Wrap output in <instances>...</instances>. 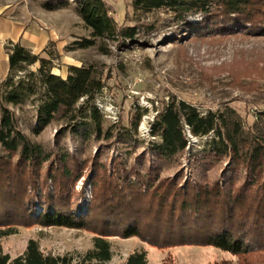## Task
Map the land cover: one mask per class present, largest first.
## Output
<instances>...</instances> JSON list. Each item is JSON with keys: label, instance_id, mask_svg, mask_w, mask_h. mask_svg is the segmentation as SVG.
I'll return each mask as SVG.
<instances>
[{"label": "trees", "instance_id": "obj_1", "mask_svg": "<svg viewBox=\"0 0 264 264\" xmlns=\"http://www.w3.org/2000/svg\"><path fill=\"white\" fill-rule=\"evenodd\" d=\"M74 2L90 30V38L73 43L76 49L93 47L98 39L146 47V35L158 26L155 20L142 21L158 12L174 24L176 40L264 35V0H130L132 15L125 20L133 25L123 26L112 18L103 0ZM67 4L64 0L44 7L54 10ZM46 48L42 52L47 57H42L19 42L4 45L8 74L0 79V239L14 234L18 226L38 225L90 231L92 246L83 253L55 255L43 252L30 239L14 258L0 247V264H108L112 259L109 237L115 236L139 238L160 250L195 245L215 247L235 257L264 252V124L257 132L246 130L228 106L202 114L182 100L166 103L151 124L150 134L159 142L151 144L146 163L127 166L121 157L108 165L99 158L90 160L91 199L85 211L77 209L83 193H75L74 185L88 162L68 153L52 159L50 152L23 134L13 109L32 98L37 132L53 121L68 126L86 117L100 138L103 116L93 102L104 83L93 65H69L65 77L52 73L57 53ZM34 65L35 71H27ZM260 119L264 123V116ZM184 126L195 139L211 137L191 159L195 178L181 182L177 175L162 177L158 163L187 151L190 138ZM222 160L227 164L222 177L204 181L210 167ZM147 263V251L138 249L118 264Z\"/></svg>", "mask_w": 264, "mask_h": 264}, {"label": "rangeland", "instance_id": "obj_2", "mask_svg": "<svg viewBox=\"0 0 264 264\" xmlns=\"http://www.w3.org/2000/svg\"><path fill=\"white\" fill-rule=\"evenodd\" d=\"M58 1L64 0H0V18L22 22L53 37L54 41L46 44L48 52L57 53L52 73L65 77L69 65L84 64L95 66L101 75L104 86L93 102L103 116L104 133L100 138L86 117H79L68 126L53 121L37 132L36 102L32 98L13 109L23 134L50 152L52 159L58 153H68L88 162L74 185L75 193H83L77 209L85 211L91 199L90 160L99 158L108 165L121 157L127 166H143L150 156L151 144L159 142L150 134L154 117L172 99L185 101L202 114L223 111L228 106L240 116L246 130L257 132L263 127L260 117L264 116V35L236 33L176 40L174 24L165 13L158 12L142 21L155 20L158 26L146 35V47H123L116 41L98 39L93 47L76 49L73 43L90 38V30L77 14L74 0H67V6L54 10L44 7ZM103 1L120 26L133 25L125 20L132 15L130 0ZM40 55L47 57L46 52ZM36 67L26 69L35 71ZM7 74H0V79ZM141 124H145L146 132ZM108 134L112 136L106 138ZM186 134L189 136L187 130ZM210 137L189 136L192 141L182 156L158 163L161 176L177 175L181 182L192 179L191 159L203 150ZM210 170L204 181L222 177L227 164L219 161ZM15 231L0 239L3 253L10 258L21 255L30 239L37 241L43 252L55 255L83 253L92 246L93 233L87 230L31 225L18 226ZM109 241L112 259L108 264L121 263L138 249L147 251V264H212L222 259L230 260L229 264H264L263 251L235 257L211 246L160 250L135 237L115 236Z\"/></svg>", "mask_w": 264, "mask_h": 264}, {"label": "crops", "instance_id": "obj_3", "mask_svg": "<svg viewBox=\"0 0 264 264\" xmlns=\"http://www.w3.org/2000/svg\"><path fill=\"white\" fill-rule=\"evenodd\" d=\"M8 41L19 42L32 53L39 54L48 41H54V39L51 35L37 31L22 22L0 18V64L3 66L0 69L1 76L6 75L8 71V55L4 49V45Z\"/></svg>", "mask_w": 264, "mask_h": 264}, {"label": "built area", "instance_id": "obj_4", "mask_svg": "<svg viewBox=\"0 0 264 264\" xmlns=\"http://www.w3.org/2000/svg\"><path fill=\"white\" fill-rule=\"evenodd\" d=\"M97 101V99H96ZM144 132H146V126L145 124H141V127H140ZM184 128H186L188 130V127L187 126H184Z\"/></svg>", "mask_w": 264, "mask_h": 264}, {"label": "bare ground", "instance_id": "obj_5", "mask_svg": "<svg viewBox=\"0 0 264 264\" xmlns=\"http://www.w3.org/2000/svg\"><path fill=\"white\" fill-rule=\"evenodd\" d=\"M187 130V129H186ZM187 133H189V131L187 130ZM190 136V135H189Z\"/></svg>", "mask_w": 264, "mask_h": 264}, {"label": "water", "instance_id": "obj_6", "mask_svg": "<svg viewBox=\"0 0 264 264\" xmlns=\"http://www.w3.org/2000/svg\"><path fill=\"white\" fill-rule=\"evenodd\" d=\"M190 141H192V140H190ZM193 142H195V140H193ZM190 143V142H189Z\"/></svg>", "mask_w": 264, "mask_h": 264}]
</instances>
